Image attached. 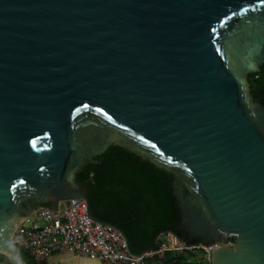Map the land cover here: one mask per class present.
Masks as SVG:
<instances>
[{"label": "water", "instance_id": "obj_1", "mask_svg": "<svg viewBox=\"0 0 264 264\" xmlns=\"http://www.w3.org/2000/svg\"><path fill=\"white\" fill-rule=\"evenodd\" d=\"M262 62L264 0H0V254L44 205H88L75 175L117 146L184 183L211 264H264Z\"/></svg>", "mask_w": 264, "mask_h": 264}, {"label": "trees", "instance_id": "obj_2", "mask_svg": "<svg viewBox=\"0 0 264 264\" xmlns=\"http://www.w3.org/2000/svg\"><path fill=\"white\" fill-rule=\"evenodd\" d=\"M249 82L255 98L264 101V68L251 76ZM97 161L99 165L83 166L75 182L85 188L90 216L116 228L132 254L157 250L159 238L167 233L187 245L200 243L198 239L187 241L184 233L177 229L180 216L171 196L175 179L172 174L117 146L109 147ZM14 252L20 260H27L22 251L17 254L14 249ZM0 256L5 264L9 263L5 256ZM198 257H202L201 252L166 251L147 264L153 261L208 264L206 260L199 261Z\"/></svg>", "mask_w": 264, "mask_h": 264}, {"label": "built area", "instance_id": "obj_3", "mask_svg": "<svg viewBox=\"0 0 264 264\" xmlns=\"http://www.w3.org/2000/svg\"><path fill=\"white\" fill-rule=\"evenodd\" d=\"M232 239L227 238L225 245L233 244ZM159 241L155 251L132 254L116 228L94 220L84 199L72 198L59 202L55 210L48 206L36 210L14 230L11 247L26 255L27 260L17 257L19 264H42L46 258L64 251L102 264H147L166 251H196L211 264L212 254L220 247L218 242L187 245L169 233Z\"/></svg>", "mask_w": 264, "mask_h": 264}, {"label": "flooded vegetation", "instance_id": "obj_4", "mask_svg": "<svg viewBox=\"0 0 264 264\" xmlns=\"http://www.w3.org/2000/svg\"><path fill=\"white\" fill-rule=\"evenodd\" d=\"M264 68V62H262V63H260L258 66H255V67H253V69L251 70V71H249V72H247L246 74H245V77H244V79H245V85L247 86V91H248V95L251 97V100H252V102L253 103H255L258 107H260L262 110H264V101L263 100H261V99H256L255 98V95H254V92H253V90H252V88H251V86H250V82H249V80H250V77L251 76H253V75H255L257 72H259L261 69H263ZM106 152V151H105ZM104 152V153H105ZM104 153H102L101 155H97V156H94L92 159L94 160V161H96L98 164H95V165H99L100 164V162L99 161H97V158L98 157H100V156H102ZM93 165V164H90L89 162H84L80 167H79V170L83 167V166H85V165ZM78 170V171H79ZM78 173V172H77ZM77 173H76V175H77ZM76 175H75V177H76ZM174 181H176V182H178L180 185H181V188L183 189V191H184V193L186 194V187H185V185H184V183L181 181V183H180V181L179 180H175L174 179ZM28 204L29 205H31L32 207H35L36 206V203L34 202V201H28ZM180 231V230H179ZM181 232H183V231H181ZM184 233V232H183ZM184 235L186 236V237H188L187 236V234H185L184 233Z\"/></svg>", "mask_w": 264, "mask_h": 264}, {"label": "crops", "instance_id": "obj_5", "mask_svg": "<svg viewBox=\"0 0 264 264\" xmlns=\"http://www.w3.org/2000/svg\"><path fill=\"white\" fill-rule=\"evenodd\" d=\"M42 264H102V263L97 260L89 259L86 257L75 255L68 251H64L53 254L52 256L46 258Z\"/></svg>", "mask_w": 264, "mask_h": 264}, {"label": "rangeland", "instance_id": "obj_6", "mask_svg": "<svg viewBox=\"0 0 264 264\" xmlns=\"http://www.w3.org/2000/svg\"><path fill=\"white\" fill-rule=\"evenodd\" d=\"M161 240H162V238H161ZM15 251H16L17 254H20V252H21L19 249H15ZM201 259L205 260V256L202 255V257H200V258L198 257L199 261H201ZM0 264H5V262L3 261L2 256H0ZM7 264H10V263H7Z\"/></svg>", "mask_w": 264, "mask_h": 264}]
</instances>
